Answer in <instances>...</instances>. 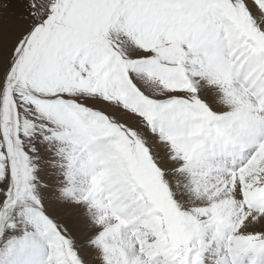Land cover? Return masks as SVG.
Segmentation results:
<instances>
[{
  "label": "snow or ice",
  "instance_id": "1",
  "mask_svg": "<svg viewBox=\"0 0 264 264\" xmlns=\"http://www.w3.org/2000/svg\"><path fill=\"white\" fill-rule=\"evenodd\" d=\"M0 264H264V0H0Z\"/></svg>",
  "mask_w": 264,
  "mask_h": 264
}]
</instances>
